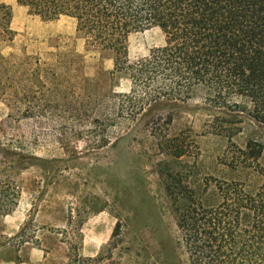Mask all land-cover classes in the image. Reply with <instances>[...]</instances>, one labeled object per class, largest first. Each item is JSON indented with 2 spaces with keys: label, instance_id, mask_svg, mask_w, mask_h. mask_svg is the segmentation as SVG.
I'll return each instance as SVG.
<instances>
[{
  "label": "rangeland",
  "instance_id": "374dc122",
  "mask_svg": "<svg viewBox=\"0 0 264 264\" xmlns=\"http://www.w3.org/2000/svg\"><path fill=\"white\" fill-rule=\"evenodd\" d=\"M0 3L11 6L15 32L9 40L0 7V54L9 60L0 61V214L10 207L7 194L19 191L6 223H20L16 242L43 228L47 242L68 246L66 264L96 256L92 264H188L167 185L210 203L220 201L222 180L249 185L240 151L249 154L248 116L219 113L200 90L185 102L143 101L138 110L141 86L130 111L122 95L131 80L112 74L111 56L77 33L73 19ZM177 38L158 26L133 32L128 58L146 59ZM66 252H58L63 260Z\"/></svg>",
  "mask_w": 264,
  "mask_h": 264
},
{
  "label": "trees",
  "instance_id": "16d2710c",
  "mask_svg": "<svg viewBox=\"0 0 264 264\" xmlns=\"http://www.w3.org/2000/svg\"><path fill=\"white\" fill-rule=\"evenodd\" d=\"M16 2L42 19L69 17L77 33L93 38L99 50L111 56L112 74L131 80V92L122 95L124 105L132 104L130 111L135 109L132 96L141 86L145 91L139 95L138 110L145 102H185L200 90L219 113L248 116L249 154L240 151L242 161L249 160V185L245 180H222L215 188L217 203L181 183L185 191L181 195H175L169 184L167 192L188 264H264V0ZM0 7L5 9L3 31L12 40L11 6ZM155 26L176 30L177 40L131 62L129 35ZM0 61L6 66L9 62L1 54ZM19 196L15 189L7 194L10 207L3 214L13 210ZM97 261L99 256L79 260Z\"/></svg>",
  "mask_w": 264,
  "mask_h": 264
},
{
  "label": "crops",
  "instance_id": "0c3cea01",
  "mask_svg": "<svg viewBox=\"0 0 264 264\" xmlns=\"http://www.w3.org/2000/svg\"><path fill=\"white\" fill-rule=\"evenodd\" d=\"M13 17L10 21V27H12ZM16 213L17 209L15 208L9 213L0 214L5 223L0 229V264H66L70 256L68 246L59 239L53 243L47 242L45 239L47 231L44 232L43 228L39 229L41 234L37 231L34 239L16 242L20 223L17 226L6 224L7 221L15 219ZM63 249L67 250L65 260L58 253Z\"/></svg>",
  "mask_w": 264,
  "mask_h": 264
}]
</instances>
